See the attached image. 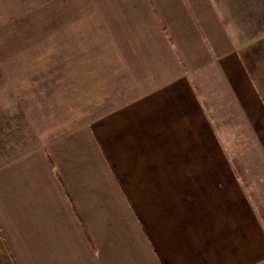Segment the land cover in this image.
<instances>
[{"label": "rangeland", "instance_id": "374dc122", "mask_svg": "<svg viewBox=\"0 0 264 264\" xmlns=\"http://www.w3.org/2000/svg\"><path fill=\"white\" fill-rule=\"evenodd\" d=\"M261 37L264 0H0V167L96 134L164 264H264V154L222 67Z\"/></svg>", "mask_w": 264, "mask_h": 264}, {"label": "crops", "instance_id": "0c3cea01", "mask_svg": "<svg viewBox=\"0 0 264 264\" xmlns=\"http://www.w3.org/2000/svg\"><path fill=\"white\" fill-rule=\"evenodd\" d=\"M222 67L264 154V37L227 53ZM89 138L90 149L62 141L59 153L0 167V264H18L4 226L9 217L31 231L32 254L41 245L47 264H71L74 233L80 263L164 264L97 135ZM56 238L63 245L52 244Z\"/></svg>", "mask_w": 264, "mask_h": 264}]
</instances>
